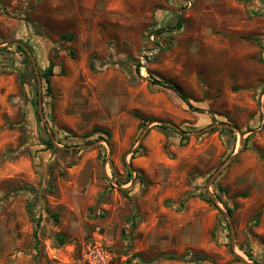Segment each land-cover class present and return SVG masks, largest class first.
Listing matches in <instances>:
<instances>
[{"label": "rangeland", "instance_id": "1", "mask_svg": "<svg viewBox=\"0 0 264 264\" xmlns=\"http://www.w3.org/2000/svg\"><path fill=\"white\" fill-rule=\"evenodd\" d=\"M228 121L244 146L198 134ZM96 232L112 264H264V0H0V264Z\"/></svg>", "mask_w": 264, "mask_h": 264}, {"label": "trees", "instance_id": "2", "mask_svg": "<svg viewBox=\"0 0 264 264\" xmlns=\"http://www.w3.org/2000/svg\"><path fill=\"white\" fill-rule=\"evenodd\" d=\"M182 26H183V18L182 17H179V21H178V23H177V27L178 28H182ZM161 32V30H158V32L157 33H160ZM135 72H136V74L137 75H140V68H141V64H140V62H138L137 64H135ZM92 68H94V66H92ZM52 71H50V73H51ZM152 75V74H151ZM47 77V76H46ZM151 78L153 79V85H159L160 87H162V88H164V89H166V90H169V91H171V92H174L175 94H177V96L188 106V107H190L191 109H195V111H199V112H201V113H203V111L204 110H202V109H198V108H194V106L191 104V102H190V100L186 97V96H184L183 94H182V92H181V90L179 89V88H177L176 86H174L173 84H171V83H167V82H165V81H163V80H158V79H156L154 76H151ZM46 83H47V85H48V89H50V80L49 79H47L46 80ZM136 116L139 118V119H141L143 122H149V120L148 119H146V118H143L142 116H140L139 114H137L136 113ZM213 118V117H212ZM225 123V122H224ZM226 123H229V124H232V125H234L232 122H226ZM211 125V124H210ZM235 127H237L236 125H234ZM162 128H166L165 126H161ZM238 128V127H237ZM238 129H240V128H238ZM225 130H227L228 132H231V133H233V130H228V129H225ZM95 131H97V132H102L103 134H105V135H108V132H106L105 130H101V129H96ZM243 133H245V132H243ZM181 140L182 141H185V140H188V137L187 136H185L184 134H182L181 135ZM51 148H54L53 147V145H51ZM128 175H129V180L131 181V179H132V176H133V174H132V171H128ZM218 197V196H217ZM205 200L208 202V203H210V204H213V205H216L215 203H214V201H213V199L211 198V197H206L205 198ZM228 211L230 212V214H232V210H230V209H228Z\"/></svg>", "mask_w": 264, "mask_h": 264}, {"label": "water", "instance_id": "3", "mask_svg": "<svg viewBox=\"0 0 264 264\" xmlns=\"http://www.w3.org/2000/svg\"><path fill=\"white\" fill-rule=\"evenodd\" d=\"M17 44L19 45V43H17ZM25 50H26V51L28 52V54L30 55V52L28 51V49L25 48ZM36 74H37V80L40 82V77H39V72H38V70H36ZM40 91H41V88H40ZM45 124L47 125L46 122H45ZM159 125H161V126H170V127H172L173 129H175V130H177V131L183 133L184 135H185V134L187 135L186 132L181 131V129L178 128V127L175 126V125H168V124H166V123H164V122H160ZM214 128H227V129H233V130L237 131V132L239 133V135L242 137V138H241V144L244 146V140H243V136H244V134H243V133H242L237 127H235L234 125L229 124V123H213V124H211L208 128L202 130V131L199 132L198 134L204 133V132H206L207 130H211V129H214ZM198 134H195V135H198ZM144 135H145V132L142 133V135H141V139H140V142H139V143H141V141H142ZM78 147H81V146H78ZM243 149H244V148H243ZM237 155H238L237 153H236V154H233V155L229 158L227 164L233 162V161L235 160V158L237 157ZM223 169H224V166H223L222 168H220L219 170H217V171L213 174V176L209 179V181H208V183H207V188H208V189H209L210 186L213 184V182L216 180V178L221 174V172H222ZM210 196H211V198L213 199V201H217V202H219V201H218V198H217L213 193L210 192ZM224 214H225V216H226V218H227V220H228V224H229L230 230L232 231V245L235 246V233H234L235 229H234V225H233V222H232L231 214H230L229 211H225ZM240 258H241V257H240ZM253 264H257V263H253Z\"/></svg>", "mask_w": 264, "mask_h": 264}, {"label": "built area", "instance_id": "4", "mask_svg": "<svg viewBox=\"0 0 264 264\" xmlns=\"http://www.w3.org/2000/svg\"><path fill=\"white\" fill-rule=\"evenodd\" d=\"M81 261L82 264L113 263L112 252L100 232H96L92 240L85 245Z\"/></svg>", "mask_w": 264, "mask_h": 264}, {"label": "crops", "instance_id": "5", "mask_svg": "<svg viewBox=\"0 0 264 264\" xmlns=\"http://www.w3.org/2000/svg\"><path fill=\"white\" fill-rule=\"evenodd\" d=\"M133 174V173H132Z\"/></svg>", "mask_w": 264, "mask_h": 264}]
</instances>
